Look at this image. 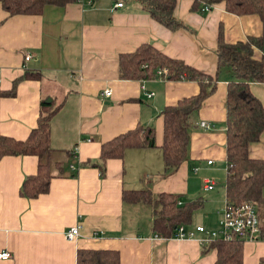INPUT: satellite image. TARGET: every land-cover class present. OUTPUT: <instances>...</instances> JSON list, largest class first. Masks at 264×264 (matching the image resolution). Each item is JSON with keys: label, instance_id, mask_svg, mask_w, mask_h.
Listing matches in <instances>:
<instances>
[{"label": "crops", "instance_id": "1", "mask_svg": "<svg viewBox=\"0 0 264 264\" xmlns=\"http://www.w3.org/2000/svg\"><path fill=\"white\" fill-rule=\"evenodd\" d=\"M89 2L47 6L38 16H9L0 5V94L17 81L14 97L0 96V134L25 140L37 126L41 102H50L58 109L50 120V146L64 165L63 176L51 180L48 193L28 199L20 191L25 179L36 174L37 158L0 161V251L12 256L0 264H76L80 250L116 251L120 264H215L217 252L200 246V234L184 241L155 236L152 207L124 201L123 194H171L179 206L200 201L185 231L218 228L226 201L225 100L232 72L219 71L215 90L192 116L186 161L166 176L161 113L198 95L200 86L186 80L122 79L120 56L151 44L214 77L220 29L227 44L250 37L264 41V23L256 15L230 14L224 4L203 13V8L192 10L194 0H176L173 17L184 28L172 31L135 0H124L118 9L113 0ZM263 55L255 51L257 59ZM26 56L31 57L27 62ZM26 71L40 78L22 80ZM106 89L112 94L102 98ZM250 91L264 106V83H251ZM138 126L154 130L156 147L127 150L123 159L107 161L101 178L90 167L99 163L101 146ZM248 155L264 160V132L248 147ZM203 173L213 180L201 181ZM205 182L213 189L205 190ZM256 209L264 224V203ZM77 225L79 236L66 240ZM242 264H264V241L243 243Z\"/></svg>", "mask_w": 264, "mask_h": 264}, {"label": "trees", "instance_id": "2", "mask_svg": "<svg viewBox=\"0 0 264 264\" xmlns=\"http://www.w3.org/2000/svg\"><path fill=\"white\" fill-rule=\"evenodd\" d=\"M80 0H0L1 8L9 16H38L47 6L65 7ZM94 6L99 0H90ZM116 3L124 0H113ZM152 19L175 31L184 28L176 21L173 12L176 0H135ZM224 4L225 10L236 16L256 15L264 23V0H194L192 10L201 12L205 6ZM264 53L262 38L250 37L245 42L227 44L218 33L217 73L207 75L185 63L167 57L151 44L139 46L133 53L120 56L119 71L122 79H153L158 69H167L168 80H186L197 82L198 95L180 100L175 106L166 107L163 118V145L161 147L164 173L174 174L187 159L191 119L201 107L203 101L213 93L218 81L219 71L229 68L232 80L227 85L226 108V201L235 206L245 202L264 203V160L251 159L248 147L257 143L264 132V106L250 91L251 83H264V55L257 59L255 51ZM38 73L26 71L22 80H38ZM17 81L10 92L1 97H14ZM57 108L51 103L41 102L40 115L36 128L32 129L25 140H15L0 134V161L5 157L29 156L38 160L36 174L27 177L21 187V195L35 199L48 193L51 180L63 176V162L54 159L55 151L50 146V120ZM154 130L151 127L138 126L101 146L100 159L90 167L99 170L100 177L106 175V163L109 160H121L127 150L154 149ZM123 200L143 203L152 207V232L157 237L171 238L179 226L190 224L194 213L202 206L196 202L179 206L178 197L171 194H159L152 197L148 191L123 194ZM260 219V218H259ZM264 219V214H262ZM260 239L264 240V224L260 220ZM243 242L237 238L225 242L216 240L205 249H215V264H242ZM76 264H120L116 251H88L77 253Z\"/></svg>", "mask_w": 264, "mask_h": 264}, {"label": "built area", "instance_id": "3", "mask_svg": "<svg viewBox=\"0 0 264 264\" xmlns=\"http://www.w3.org/2000/svg\"><path fill=\"white\" fill-rule=\"evenodd\" d=\"M91 5V2L88 3ZM123 4L116 3L114 9L122 8ZM212 6H205L202 9V12H210ZM30 56L25 57V61H29ZM168 76L167 69H158L155 72L154 79L163 80ZM112 94L111 89H106L101 94L102 98H108ZM153 94H147L148 97H151ZM199 126L202 129H209V124L206 122H200ZM208 164H212L211 161ZM74 170V167H71ZM205 190H212L213 184L211 182H205ZM80 227L77 225L71 228L66 234L65 238L68 241H72L79 236ZM198 233L202 238L198 239L197 242L201 247L208 246V244L216 241L222 240L225 242L231 241L234 238H237L244 242H258L260 239V219L256 209V204L251 202H245L241 205L235 206L232 203L225 201L223 211L218 222V228L216 230H208L203 226H197L193 231H185L184 226H179L172 239L184 241L192 240L195 237V234ZM264 241V240H262ZM11 254L7 251H0V261H5L11 259Z\"/></svg>", "mask_w": 264, "mask_h": 264}, {"label": "rangeland", "instance_id": "4", "mask_svg": "<svg viewBox=\"0 0 264 264\" xmlns=\"http://www.w3.org/2000/svg\"><path fill=\"white\" fill-rule=\"evenodd\" d=\"M203 177H201V181H203L204 179H210V180H213V178H211L210 174L209 173H203Z\"/></svg>", "mask_w": 264, "mask_h": 264}, {"label": "water", "instance_id": "5", "mask_svg": "<svg viewBox=\"0 0 264 264\" xmlns=\"http://www.w3.org/2000/svg\"><path fill=\"white\" fill-rule=\"evenodd\" d=\"M47 103H50V102H47Z\"/></svg>", "mask_w": 264, "mask_h": 264}]
</instances>
